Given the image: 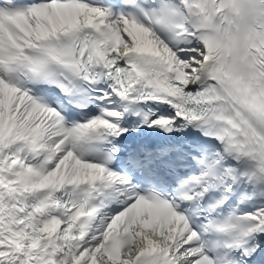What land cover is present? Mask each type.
<instances>
[{"label": "snow or ice", "instance_id": "snow-or-ice-1", "mask_svg": "<svg viewBox=\"0 0 264 264\" xmlns=\"http://www.w3.org/2000/svg\"><path fill=\"white\" fill-rule=\"evenodd\" d=\"M0 264H264V0H0Z\"/></svg>", "mask_w": 264, "mask_h": 264}]
</instances>
